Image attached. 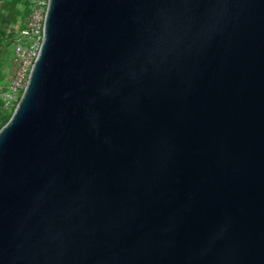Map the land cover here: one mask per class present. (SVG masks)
<instances>
[{"label": "water", "instance_id": "95a60500", "mask_svg": "<svg viewBox=\"0 0 264 264\" xmlns=\"http://www.w3.org/2000/svg\"><path fill=\"white\" fill-rule=\"evenodd\" d=\"M0 264H264V0H47Z\"/></svg>", "mask_w": 264, "mask_h": 264}, {"label": "built area", "instance_id": "2783aa9c", "mask_svg": "<svg viewBox=\"0 0 264 264\" xmlns=\"http://www.w3.org/2000/svg\"><path fill=\"white\" fill-rule=\"evenodd\" d=\"M47 0L38 1L13 36L14 72L5 88H0V101L8 108L25 87L32 63L41 42L43 17Z\"/></svg>", "mask_w": 264, "mask_h": 264}, {"label": "rangeland", "instance_id": "374dc122", "mask_svg": "<svg viewBox=\"0 0 264 264\" xmlns=\"http://www.w3.org/2000/svg\"><path fill=\"white\" fill-rule=\"evenodd\" d=\"M38 1L40 0H0V88L2 89L6 87L14 72L13 36L23 26ZM21 93L8 108H3L0 101V126L2 120L12 114Z\"/></svg>", "mask_w": 264, "mask_h": 264}, {"label": "trees", "instance_id": "16d2710c", "mask_svg": "<svg viewBox=\"0 0 264 264\" xmlns=\"http://www.w3.org/2000/svg\"><path fill=\"white\" fill-rule=\"evenodd\" d=\"M9 119V117L7 118V119H4V120H2V122H1V126L0 127H2L5 123H6V121Z\"/></svg>", "mask_w": 264, "mask_h": 264}]
</instances>
